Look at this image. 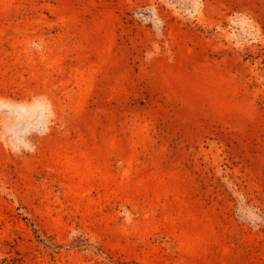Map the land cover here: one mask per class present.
Instances as JSON below:
<instances>
[{
    "label": "rangeland",
    "instance_id": "1",
    "mask_svg": "<svg viewBox=\"0 0 264 264\" xmlns=\"http://www.w3.org/2000/svg\"><path fill=\"white\" fill-rule=\"evenodd\" d=\"M0 264H264V0H0Z\"/></svg>",
    "mask_w": 264,
    "mask_h": 264
}]
</instances>
